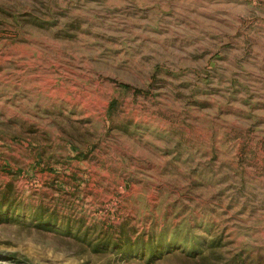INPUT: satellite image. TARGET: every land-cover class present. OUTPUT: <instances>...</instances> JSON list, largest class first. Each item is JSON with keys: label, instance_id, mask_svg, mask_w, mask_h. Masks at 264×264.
I'll return each instance as SVG.
<instances>
[{"label": "rangeland", "instance_id": "1", "mask_svg": "<svg viewBox=\"0 0 264 264\" xmlns=\"http://www.w3.org/2000/svg\"><path fill=\"white\" fill-rule=\"evenodd\" d=\"M0 264H264V0H0Z\"/></svg>", "mask_w": 264, "mask_h": 264}]
</instances>
